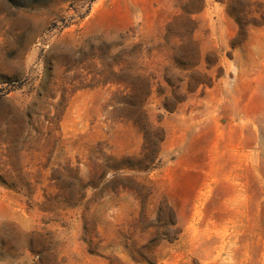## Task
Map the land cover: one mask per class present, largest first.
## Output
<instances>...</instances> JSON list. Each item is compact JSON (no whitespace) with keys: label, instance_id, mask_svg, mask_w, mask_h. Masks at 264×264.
Returning <instances> with one entry per match:
<instances>
[{"label":"rangeland","instance_id":"1","mask_svg":"<svg viewBox=\"0 0 264 264\" xmlns=\"http://www.w3.org/2000/svg\"><path fill=\"white\" fill-rule=\"evenodd\" d=\"M0 264H264V0H0Z\"/></svg>","mask_w":264,"mask_h":264}]
</instances>
